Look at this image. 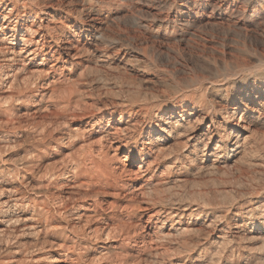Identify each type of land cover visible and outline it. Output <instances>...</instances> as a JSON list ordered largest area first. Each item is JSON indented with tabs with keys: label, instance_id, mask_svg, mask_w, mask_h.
Here are the masks:
<instances>
[{
	"label": "rangeland",
	"instance_id": "obj_1",
	"mask_svg": "<svg viewBox=\"0 0 264 264\" xmlns=\"http://www.w3.org/2000/svg\"><path fill=\"white\" fill-rule=\"evenodd\" d=\"M255 5L0 0V264H264V77L240 51L264 53ZM139 106L137 143L114 152L101 132ZM192 113L195 143L169 137ZM150 117L166 131L147 144Z\"/></svg>",
	"mask_w": 264,
	"mask_h": 264
},
{
	"label": "bare ground",
	"instance_id": "obj_2",
	"mask_svg": "<svg viewBox=\"0 0 264 264\" xmlns=\"http://www.w3.org/2000/svg\"><path fill=\"white\" fill-rule=\"evenodd\" d=\"M247 2H250L251 4H256V8L252 10L251 14H250V23H251V27L250 28H253L254 29V32H252V34H256V31L257 29H259L260 27H263L264 28V0H246ZM247 6V5H246ZM254 8V7H253ZM246 14V13H245ZM4 15V14H3ZM6 16V15H5ZM247 17V16H246ZM5 18V17H4ZM1 19V18H0ZM249 23V24H250ZM27 28V27H26ZM28 30V29H27ZM252 31V30H251ZM27 32V31H26ZM34 33V32H33ZM245 33V32H244ZM249 34V33H248ZM260 36H264V31L260 32L259 33ZM258 35V36H259ZM12 36V35H10ZM9 36V37H10ZM255 36V35H253ZM257 36V34H256ZM247 37V36H246ZM249 37V35H248ZM250 37H252L250 35ZM263 38V37H262ZM249 39V38H248ZM23 42H25L24 39H22ZM26 43V42H25ZM238 43V42H237ZM240 48V47H239ZM222 50V49H221ZM240 51L243 52L244 54H248V55H251L253 58H255L257 61H259L260 66L257 67V69L259 70L258 74L260 76H263L264 77V53H261L259 52L258 50L256 49H253L251 47H245L243 46V48L241 49L240 48ZM264 52V51H263ZM20 53V52H19ZM19 53H16L13 48L10 50V56L8 57L7 56V59L8 60H14L15 57L17 55H19ZM21 56V55H20ZM261 67L262 70H261ZM236 71H241L242 73L244 71H248V68H246L244 65H236V66H224L222 69H221V72L223 75H226V76H231L233 75ZM219 73V71H218ZM221 74V73H220ZM239 75V74H238ZM240 79V78H239ZM225 82V81H224ZM219 86V85H218ZM225 86V85H224ZM216 88V87H215ZM225 88V87H224ZM52 91V90H51ZM50 91V92H51ZM176 91V90H175ZM208 91V90H207ZM131 92V91H130ZM58 93V92H57ZM241 94V93H240ZM132 96V95H131ZM46 103V102H45ZM62 104V103H61ZM81 104V103H80ZM117 104V103H116ZM178 104V103H177ZM90 105V104H89ZM88 105V106H89ZM187 105V104H186ZM185 105V106H186ZM123 106V105H122ZM181 106V105H180ZM91 107V106H90ZM105 107V106H104ZM114 107V106H113ZM200 108V107H199ZM119 109V108H118ZM137 109V108H136ZM171 110L174 109V107L172 106L170 108ZM237 109V107H233L232 108V113H226V115L228 116H231V119H233V114L235 113L234 111ZM71 110V109H70ZM83 110V109H82ZM125 110V111H124ZM200 110V109H199ZM79 111V110H78ZM174 112V111H173ZM194 112V110H193ZM198 112V110H197ZM234 112V113H233ZM75 113V112H74ZM77 113V112H76ZM191 113V112H190ZM218 113V112H217ZM113 114H115V112H112V114H108L107 111L105 110H101L99 112V115L98 116H95V120L93 121H89L88 123H86L87 126L90 127V130H92L93 128L95 127H98L101 125L103 119L107 116H113ZM145 115V116H149V114H151V110L148 108V107H145V106H139L138 107V110H134L133 108L129 107L128 109L124 108L123 110L120 109L119 111H117L116 115H117V119H116V124L115 126L111 127L110 129L108 130H104V132L102 131L101 133V136L99 137V139H104L105 141H108L112 144V150L114 152L118 151L119 149L123 148L125 151H129V147L131 146V144H135V139L131 136V133H128L129 131H132L135 129V125H136V122H137V117L138 115ZM153 114V113H152ZM177 114V113H176ZM180 114V113H179ZM231 114V115H230ZM243 114V113H242ZM159 115V114H158ZM172 116L174 115V113L171 114ZM187 115V114H186ZM214 115V114H212ZM94 115L92 112H89L87 111V107L83 110V112L81 114H77V115H71L70 117L73 118L72 120H74L75 118L80 121L81 119H89V120H92ZM163 116V115H162ZM166 116V115H165ZM154 117V116H153ZM202 117V116H201ZM245 117V116H244ZM126 118V122H125V127L121 128V127H117L116 125H121L123 119ZM147 118V117H146ZM144 118V119H146ZM171 118V117H170ZM214 118V117H213ZM212 118V119H213ZM230 118V117H229ZM169 119V118H168ZM184 119V118H183ZM237 123L236 125H234V129H237V127L239 126L240 124V116L237 118ZM181 120V119H180ZM201 119L196 116L194 113L190 114L188 119L187 120H184L185 122L184 123H177L179 122V120H176V121H169L167 124H168V128L167 131L164 127H161L160 126V122L158 121H154L152 117L148 118L146 123H148V130L147 132L145 133L146 137H147V140H149V142H147V144H151L154 137L156 136V138L158 139L159 137V133L160 132H168L169 134V137H170V134L173 130H175L177 127H183L185 129V131H190L193 136L190 139V141L192 143H195L196 140V137H198V135H194L195 132H194V129H195V123L200 121ZM242 120V119H241ZM264 121V120H263ZM66 122V120H65ZM138 123V122H137ZM146 126V125H145ZM165 126V125H164ZM55 127V126H54ZM83 127L81 129L76 127L74 130L76 132H83L86 128ZM109 127V126H108ZM243 127V126H242ZM207 129V128H206ZM186 131V132H187ZM68 133V132H67ZM243 133V132H242ZM242 133H231V131L229 133H223V138L224 140L227 142V141H230L232 142L233 144H236V148H239L240 147V150L242 151L243 150V147L245 145V137H243V134ZM77 134V133H76ZM75 134V135H76ZM210 131L207 129L205 133H203V139L201 140L202 142V147L203 148H206V142H208L209 138H210ZM76 137V136H75ZM141 137V136H140ZM139 137V138H140ZM70 138V137H69ZM155 138V139H156ZM98 139V138H97ZM138 139V138H137ZM156 139V140H157ZM240 139H242V142L240 141ZM220 141V140H219ZM62 143V142H61ZM137 143V142H136ZM226 144V143H224ZM135 147V146H134ZM132 148V147H131ZM162 148V147H161ZM218 149V145H216V148L215 150ZM157 151V150H156ZM241 151L239 153H241ZM243 152V151H242ZM224 153V152H223ZM140 154V153H139ZM97 155V154H96ZM238 158V156H237ZM262 159V158H261ZM149 162V161H148ZM79 164V163H78ZM92 165V164H91ZM199 168V167H198ZM75 170V169H74ZM58 172V171H57ZM99 175V174H98ZM61 176V175H60ZM78 176V175H77ZM86 182V181H85ZM97 182V181H96ZM111 185V184H110ZM87 188V187H86ZM140 188V186H139ZM142 188V187H141ZM137 190V189H136ZM135 190V191H136ZM9 191V190H8ZM35 194V193H34ZM125 194V193H124ZM142 194V193H141ZM6 197V196H5ZM15 200V199H14ZM16 201V200H15ZM6 202V201H5ZM55 202V201H54ZM8 205V204H7ZM60 206V205H59ZM134 206V205H133ZM123 207V206H122ZM140 207V206H139ZM7 209V208H6ZM2 209H0V212H1ZM168 210V209H167ZM179 211V210H178ZM174 212V211H173ZM19 217V216H18ZM23 220V219H22ZM120 220V219H119ZM9 223L10 221L13 222V224H18V222L20 221L19 218H16V217H11L8 219ZM4 222V221H3ZM129 222V221H128ZM49 226V225H48ZM218 228V227H217ZM6 229V228H5ZM22 229V228H21ZM25 229V228H24ZM12 238V237H11ZM19 239V238H18ZM4 250V249H3ZM9 258V257H8Z\"/></svg>",
	"mask_w": 264,
	"mask_h": 264
}]
</instances>
